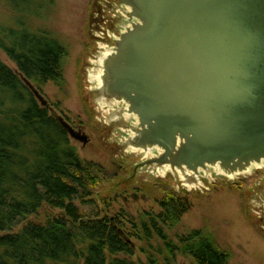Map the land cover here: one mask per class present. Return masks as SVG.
<instances>
[{"label":"water","instance_id":"obj_1","mask_svg":"<svg viewBox=\"0 0 264 264\" xmlns=\"http://www.w3.org/2000/svg\"><path fill=\"white\" fill-rule=\"evenodd\" d=\"M131 27L99 57L97 93L138 117L130 144L185 175L228 176L264 161V0H119ZM41 107L84 146L88 134L57 114L24 75ZM125 240V237L119 229Z\"/></svg>","mask_w":264,"mask_h":264},{"label":"rangeland","instance_id":"obj_2","mask_svg":"<svg viewBox=\"0 0 264 264\" xmlns=\"http://www.w3.org/2000/svg\"><path fill=\"white\" fill-rule=\"evenodd\" d=\"M129 11L119 0H48L31 20L36 29L49 30L67 49L64 84L47 82L40 92L57 114L83 125L89 143L84 146L70 138L79 157L104 166L91 198L105 210L100 217L120 214L117 224L131 241L135 261L148 263L151 258L153 264H196L187 254H163L166 245L154 230L150 237L132 230L136 223L142 225L161 212L160 201L167 193L188 194L189 210L174 225L169 221L164 226L170 240L177 243L178 235L203 230L229 254L228 264H264V161L232 176L215 166L199 170L197 176L169 167L163 170L149 162L160 154L159 148L145 150L130 144L139 121L128 112L127 104L97 93L98 84L92 78L100 72L99 57L113 48L120 32L131 27ZM8 18L0 6V21ZM0 58L17 70L1 50ZM121 164L125 171L119 170ZM75 203L87 214L96 206L80 200ZM59 213L44 205L27 222L44 223Z\"/></svg>","mask_w":264,"mask_h":264},{"label":"trees","instance_id":"obj_3","mask_svg":"<svg viewBox=\"0 0 264 264\" xmlns=\"http://www.w3.org/2000/svg\"><path fill=\"white\" fill-rule=\"evenodd\" d=\"M47 1L0 0L10 18L0 21V50L39 90L47 82L64 84L67 55L52 32L31 24ZM103 172L101 163L79 157L67 131L0 58V264H153L151 258L133 260V246L119 227L107 215L100 217L91 198ZM78 200L94 203L95 210L87 214ZM44 205L60 213L44 223L27 222ZM189 206L169 192L160 201L161 212L132 230L147 237L154 230L166 245L163 254H187L196 264H228L229 254L203 230L184 232L177 243L169 239L165 224L180 221Z\"/></svg>","mask_w":264,"mask_h":264},{"label":"flooded vegetation","instance_id":"obj_4","mask_svg":"<svg viewBox=\"0 0 264 264\" xmlns=\"http://www.w3.org/2000/svg\"><path fill=\"white\" fill-rule=\"evenodd\" d=\"M51 114V113H50ZM63 116V115H62ZM75 129H77V130H82V131H84V129H83V125L81 124V123H79L78 124V121L76 122H71L70 120H68V118L67 117H65V116H63ZM77 119H78V117H76ZM85 132V131H84ZM121 167L119 168V170L120 171H123V169H124V171H125V167H124V165H120ZM117 175H119V173L117 172V174H115V176H117ZM116 184H120V183H116ZM178 192V191H177ZM179 193H181V192H178V194H177V196L179 195ZM125 194H127V191L125 192ZM123 192L121 193V196L123 197V199H124V201H128V197H127V195H129V194H127V195H125ZM189 195L187 194L186 196H184L183 198L189 203V197H188ZM189 208H190V206H189ZM102 212H105V210H102ZM105 214V213H104ZM120 217V214L119 215H112V216H110V220H111V224L112 225H114V226H118V222H117V218H119Z\"/></svg>","mask_w":264,"mask_h":264},{"label":"bare ground","instance_id":"obj_5","mask_svg":"<svg viewBox=\"0 0 264 264\" xmlns=\"http://www.w3.org/2000/svg\"><path fill=\"white\" fill-rule=\"evenodd\" d=\"M96 76H97V75H94L92 79H93V80H97L98 77L96 78Z\"/></svg>","mask_w":264,"mask_h":264}]
</instances>
